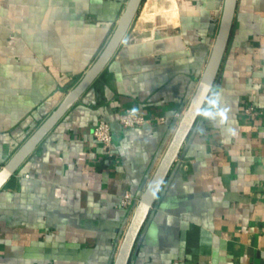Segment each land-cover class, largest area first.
I'll list each match as a JSON object with an SVG mask.
<instances>
[{"label":"crops","instance_id":"crops-1","mask_svg":"<svg viewBox=\"0 0 264 264\" xmlns=\"http://www.w3.org/2000/svg\"><path fill=\"white\" fill-rule=\"evenodd\" d=\"M127 1L0 0V169L93 64ZM223 2L143 1L102 73L0 189V264H114L199 89ZM128 108L166 122L123 127ZM101 119L116 158L93 137ZM129 264H264V0H237L215 84Z\"/></svg>","mask_w":264,"mask_h":264},{"label":"water","instance_id":"water-1","mask_svg":"<svg viewBox=\"0 0 264 264\" xmlns=\"http://www.w3.org/2000/svg\"><path fill=\"white\" fill-rule=\"evenodd\" d=\"M143 1L144 0L127 1L112 35L93 64L86 70L76 85L66 93L62 101L51 114L35 129L29 138L25 140L11 158L2 166L0 169V189H2L8 180L15 175L19 167L36 150L46 135L102 73L121 45L132 22L139 13ZM236 7L237 0H224L216 42L199 89L182 118L148 187L136 205L114 264H129L137 239L157 200L160 190L167 180L172 166L193 129L211 89L215 84L230 40Z\"/></svg>","mask_w":264,"mask_h":264},{"label":"built area","instance_id":"built-area-1","mask_svg":"<svg viewBox=\"0 0 264 264\" xmlns=\"http://www.w3.org/2000/svg\"><path fill=\"white\" fill-rule=\"evenodd\" d=\"M252 108H248L247 111H250ZM120 124L123 127H136L142 126L144 124H151L154 121L158 123L166 122L165 117L152 118L145 115L138 108H128L126 111L122 112L119 115ZM93 137L95 140L100 143L104 150L106 151L109 158H116V153L113 151V130L110 123L101 119L92 130ZM136 198L130 191H125L121 198L120 204L126 208H132L135 206Z\"/></svg>","mask_w":264,"mask_h":264}]
</instances>
